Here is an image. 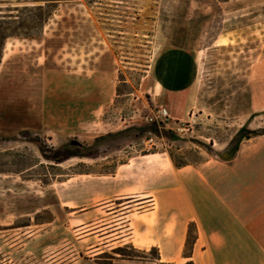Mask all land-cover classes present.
Masks as SVG:
<instances>
[{
	"label": "rangeland",
	"instance_id": "rangeland-1",
	"mask_svg": "<svg viewBox=\"0 0 264 264\" xmlns=\"http://www.w3.org/2000/svg\"><path fill=\"white\" fill-rule=\"evenodd\" d=\"M41 1L0 2L19 18L0 19V56L19 38L0 65V264H166L154 247L103 246L150 234L138 218L154 169L200 171L236 155L239 209L264 264V0ZM174 50L196 62L177 99L153 87ZM177 60L163 58V76ZM160 108L167 128L149 122ZM36 135L79 156L49 162ZM195 236L191 226L185 254Z\"/></svg>",
	"mask_w": 264,
	"mask_h": 264
},
{
	"label": "crops",
	"instance_id": "crops-1",
	"mask_svg": "<svg viewBox=\"0 0 264 264\" xmlns=\"http://www.w3.org/2000/svg\"><path fill=\"white\" fill-rule=\"evenodd\" d=\"M47 2L42 0L35 5L42 7L39 5ZM3 7L9 9L18 6H3L0 3V19L10 21L19 19L12 14L17 13V10L3 12L1 10ZM6 15L9 17L5 18ZM41 34L44 35L43 28ZM16 42H19L18 37H8L4 40L1 64L8 44L13 51ZM153 74L154 89L159 95L171 99L189 93L195 84V75L190 73L187 80H191V84L187 88L170 91L165 89L158 81L157 75ZM174 77L171 75L172 82ZM154 156H143V163ZM239 161L241 159L236 155L226 164L219 163L217 168H206L211 163L208 160L203 164L202 170L194 172H183L175 169L173 165L164 174L158 171L159 168L154 169V173L146 175L147 180L144 181L145 186L141 193L150 204L138 218L140 221L138 224L149 228L150 234L144 236L145 240L141 242L135 239L132 232H128L109 243L106 241L103 247L136 243L154 247L160 252V261L166 264H258L257 237L253 238L252 223L247 218L248 214L239 209V204L244 202L246 195V188L237 185V177H241L237 174ZM188 178H192L193 181H189ZM133 216L132 210L124 212L120 223L126 224L124 226L131 225ZM205 218L210 222H205ZM142 220H151L152 223H143ZM191 226L195 227L197 237L190 253L185 254ZM239 238H242L243 242L239 241Z\"/></svg>",
	"mask_w": 264,
	"mask_h": 264
},
{
	"label": "trees",
	"instance_id": "trees-1",
	"mask_svg": "<svg viewBox=\"0 0 264 264\" xmlns=\"http://www.w3.org/2000/svg\"><path fill=\"white\" fill-rule=\"evenodd\" d=\"M0 42V46H1ZM176 55L178 56V60L175 62L173 69H170L165 76L161 73L162 68V60L166 56ZM0 64H1V56H0ZM170 65V62L168 63ZM190 73H196V62L194 57L186 51L174 50L169 51L166 54L162 55L157 63L156 75L158 81L161 85L170 91H179L187 88L191 84V80H187L189 78ZM171 75L175 76L172 82ZM28 134L29 132H25ZM15 140H17L15 138ZM34 144L41 155L49 162L55 164H61L71 158L79 156L78 152L74 150L66 149H57L55 147H49L47 144H43L42 138L39 136H35L34 140L30 141ZM197 236H195L196 239ZM188 244V243H187ZM159 260L161 258L159 257Z\"/></svg>",
	"mask_w": 264,
	"mask_h": 264
},
{
	"label": "built area",
	"instance_id": "built-area-1",
	"mask_svg": "<svg viewBox=\"0 0 264 264\" xmlns=\"http://www.w3.org/2000/svg\"><path fill=\"white\" fill-rule=\"evenodd\" d=\"M171 119L170 113L166 108H160L157 112L150 118L149 122L155 123L159 128H167L168 121ZM179 131H182V128H178Z\"/></svg>",
	"mask_w": 264,
	"mask_h": 264
}]
</instances>
